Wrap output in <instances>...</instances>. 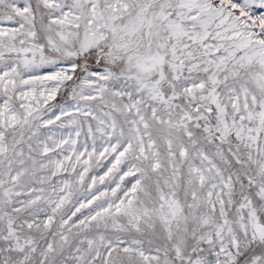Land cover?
I'll return each instance as SVG.
<instances>
[{"label": "snow or ice", "instance_id": "1", "mask_svg": "<svg viewBox=\"0 0 264 264\" xmlns=\"http://www.w3.org/2000/svg\"><path fill=\"white\" fill-rule=\"evenodd\" d=\"M0 264H264V0H0Z\"/></svg>", "mask_w": 264, "mask_h": 264}]
</instances>
